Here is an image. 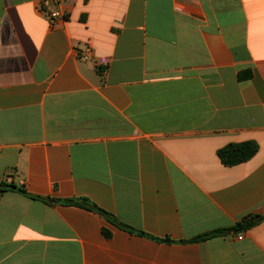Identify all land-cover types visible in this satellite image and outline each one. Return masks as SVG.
Returning a JSON list of instances; mask_svg holds the SVG:
<instances>
[{
    "label": "crops",
    "instance_id": "1",
    "mask_svg": "<svg viewBox=\"0 0 264 264\" xmlns=\"http://www.w3.org/2000/svg\"><path fill=\"white\" fill-rule=\"evenodd\" d=\"M40 2L0 0V183L152 238L5 191L0 264H264V218L188 242L264 217V0Z\"/></svg>",
    "mask_w": 264,
    "mask_h": 264
},
{
    "label": "trees",
    "instance_id": "2",
    "mask_svg": "<svg viewBox=\"0 0 264 264\" xmlns=\"http://www.w3.org/2000/svg\"><path fill=\"white\" fill-rule=\"evenodd\" d=\"M239 78H242V76L239 75ZM257 150H258V145L253 141H246V142H241V143H229L225 145L224 147L217 150V156L223 165L233 166L241 162L247 161L257 152ZM5 191L17 192L27 198L41 200L47 204H63V205H73V206L81 207V208L90 210L98 214L99 216L107 220L108 222L112 223L115 226H118L119 228L123 230H126L130 233H137L141 236L152 238L143 231L135 230L119 222L111 213L97 207L95 204L91 203L85 198H78V199L41 198V197L29 194L23 187H17L14 184L0 183V192H5ZM263 218L264 217L262 216L250 215L249 217H245L241 221L237 222L235 227L209 231V232L200 234L188 240V242L205 241L207 239H210L216 236L225 235L230 230H233V231L247 230L253 227L254 225H256L257 223H259ZM102 234L106 238L109 237L110 235L109 231L105 228L102 229ZM159 240L163 242H171L169 238H164V239H159Z\"/></svg>",
    "mask_w": 264,
    "mask_h": 264
},
{
    "label": "built area",
    "instance_id": "3",
    "mask_svg": "<svg viewBox=\"0 0 264 264\" xmlns=\"http://www.w3.org/2000/svg\"><path fill=\"white\" fill-rule=\"evenodd\" d=\"M62 0H41L39 5V11L43 13L50 21L51 25L55 24V19L62 18L61 13L55 9L50 8L52 5H57ZM79 59L83 61H90L94 67L102 72L107 70L109 59L106 57H99L93 55L92 47L89 44H86L78 55ZM241 238V236H238Z\"/></svg>",
    "mask_w": 264,
    "mask_h": 264
}]
</instances>
